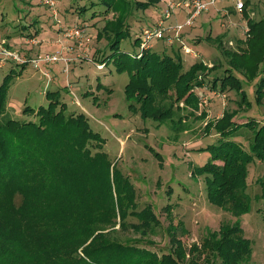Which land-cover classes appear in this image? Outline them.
I'll return each mask as SVG.
<instances>
[{
  "label": "rangeland",
  "instance_id": "374dc122",
  "mask_svg": "<svg viewBox=\"0 0 264 264\" xmlns=\"http://www.w3.org/2000/svg\"><path fill=\"white\" fill-rule=\"evenodd\" d=\"M105 1L57 0V16L54 17L43 6L42 0H0V38H4L3 46L9 52L27 61L46 53L57 54L63 46L72 47L62 56L68 59L67 71L61 61L42 65L39 69L10 60L0 62V85L5 76H9L6 114L14 120L36 122L35 113H24L23 110L29 107L35 112L48 105L47 93H59L60 102L65 104L64 111L84 114L90 129L103 139L99 152L107 155L109 162L133 187L134 200L128 206L138 214L128 220L137 224L147 216H155L160 222L156 228L154 225L147 231L141 229L136 232L130 229L122 231L116 224L111 227L116 230L115 237L120 242L140 240V247L159 253L169 251L168 242L174 232V238L181 241L184 252L180 264H203L192 250L201 248L203 251V240L211 237L210 234L220 238L219 227L236 221L232 214L207 199L203 175L198 173L211 156L204 148L216 143L219 132L214 124L227 111L235 113L231 120H236L237 124L249 118L254 120L253 131H242L232 138L243 149H249L247 137L264 125V96L258 100L255 93L264 77L263 64L260 62L251 76L244 71L233 70L246 95L241 104L239 93L221 92L218 83L213 89L194 87L196 108L181 100L174 105L172 120L158 123L152 118H143L136 104L130 108L125 95V86L130 80L128 71L118 72L112 62H107L99 70L96 66L100 62L96 60L102 57L106 45L114 37L113 33L120 29L125 34L121 37L119 50L131 55L139 53V43L135 40L141 30L157 23L160 11L178 0H158L154 7L145 10L136 6L142 0H113L116 5L108 13H102ZM91 3L94 6L91 7ZM83 7L86 9L80 12ZM221 8L227 9L229 15L218 12ZM188 12L184 8L173 11L165 25H183ZM263 18L264 0H250L242 15L234 10L231 0L218 2L215 7L209 6L207 12L180 32L182 41L192 51L190 54L182 53L184 67L201 61L207 69L216 67L211 70L212 78L221 74L227 68L228 57L232 53L247 50L248 32L245 34L243 27H248V20ZM105 24H108L109 38L103 32L96 38L95 34ZM75 25L85 26L92 35L91 43L85 49H78L73 41L64 40L59 34ZM23 26L30 31L27 28L22 30ZM28 34L35 37L34 42L28 41L32 38L27 37ZM58 39L64 40L65 44L58 43ZM218 40L222 42V49L218 48ZM150 44L153 51L164 50L156 40ZM166 50L169 52L171 49ZM202 96L207 106L199 110L198 101ZM246 101L249 103L247 106ZM247 170L245 192L250 203L248 211L237 220L243 238L252 249L248 264H264V205L258 184V180L264 182V162L254 158L247 165ZM148 223L153 225L152 221ZM103 233L108 232L105 230Z\"/></svg>",
  "mask_w": 264,
  "mask_h": 264
},
{
  "label": "trees",
  "instance_id": "16d2710c",
  "mask_svg": "<svg viewBox=\"0 0 264 264\" xmlns=\"http://www.w3.org/2000/svg\"><path fill=\"white\" fill-rule=\"evenodd\" d=\"M114 1L102 3V13H108L116 5ZM249 2L245 0V7ZM157 3L142 0L136 6L145 10ZM107 25L95 34L96 38L102 32L109 38ZM248 28L247 50L232 53L227 68L213 78L211 70L216 67L207 69L201 61L184 67L182 44L177 40H156L164 50L156 52L150 47L140 58L121 52L122 29L113 33L96 61L105 66L112 62L118 72L128 71L125 95L130 108L136 104L143 118L163 123L172 120L174 105L181 100L196 108L194 87L213 89L219 83L221 92L239 93V104L246 100L243 84L233 70L251 76L260 62L264 67V18L248 20ZM221 43L218 40L219 49ZM167 48L171 50L165 51ZM8 85L7 75L0 85V264H180L184 252L174 232L169 251L159 253L140 247V240L120 242L115 237L116 230L111 227L116 224L122 231L136 232L154 225L156 228L160 222L155 216L137 224L128 220L138 214L128 206L133 203L134 189L107 155L99 152L103 139L90 129L84 114L67 113L59 93L50 92L46 94L47 106L35 112L29 107L23 110L35 113L36 122L14 120L6 114ZM262 88L264 77L255 92L258 100L264 96ZM234 114L225 111L214 124L219 136L216 143L204 148L210 152V160L198 170L208 201L236 218L234 223L219 227L220 238L210 234L203 240V251L192 250L203 264H248L251 260L252 249L242 236L237 218L248 211L250 203L245 192L247 165L254 158L264 162V125L252 132L254 120L237 124L231 120ZM246 130H252L247 137L248 150L232 140ZM260 181L264 205V182ZM105 230L108 233H103Z\"/></svg>",
  "mask_w": 264,
  "mask_h": 264
},
{
  "label": "built area",
  "instance_id": "2783aa9c",
  "mask_svg": "<svg viewBox=\"0 0 264 264\" xmlns=\"http://www.w3.org/2000/svg\"><path fill=\"white\" fill-rule=\"evenodd\" d=\"M225 0H178L172 1L168 4L159 14V20L152 27L143 28L139 34V49L140 52L137 53L136 57L140 58L142 54L151 47V41L161 40L166 37V42L171 43L174 40L179 41L182 44V50L185 54H190L192 51L180 40V32L187 26H191L192 22L199 17L203 12L208 11V7L215 5L219 2H224ZM234 5V10L239 14H244L245 11V1L244 0H231ZM57 0H42V4L46 7L52 14V16H57L56 10ZM184 8L188 10V15L185 19L183 25L181 24H168L166 22L173 15V11ZM218 12L224 13L226 16L229 15V11L225 8H221ZM245 34L248 32V27H243ZM64 40H71L75 43L78 49H85L91 43L92 35L88 32L85 26H72L68 27L59 33ZM29 42L35 41V37L28 38ZM34 39V40H33ZM58 39V43L64 45L65 41ZM4 38H0V62L1 61H11L18 65H31L34 69H39L42 65H50L55 62H63L65 65V71H67L68 59L63 58V52L70 51L72 47L63 46L61 51L57 54L46 53L43 55H38L36 58L31 60H24L19 58L17 55L9 52L3 46ZM97 69L101 70L105 67L104 64L97 65ZM199 110L200 108H205L207 106V101L204 96L199 97L198 101Z\"/></svg>",
  "mask_w": 264,
  "mask_h": 264
},
{
  "label": "crops",
  "instance_id": "0c3cea01",
  "mask_svg": "<svg viewBox=\"0 0 264 264\" xmlns=\"http://www.w3.org/2000/svg\"><path fill=\"white\" fill-rule=\"evenodd\" d=\"M234 122L236 123V120Z\"/></svg>",
  "mask_w": 264,
  "mask_h": 264
}]
</instances>
